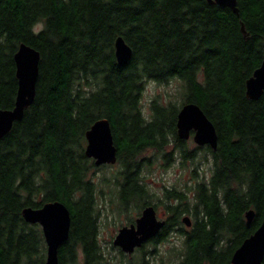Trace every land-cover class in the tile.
Here are the masks:
<instances>
[{
    "label": "trees",
    "instance_id": "1",
    "mask_svg": "<svg viewBox=\"0 0 264 264\" xmlns=\"http://www.w3.org/2000/svg\"><path fill=\"white\" fill-rule=\"evenodd\" d=\"M236 8L238 15L206 0H0V110L14 106L19 45L40 54L34 100L0 140V264H44L41 228L25 223L21 211L55 201L71 218L59 264H108L91 177L99 168L84 155L85 133L109 121L120 167L102 182L123 213L132 205L139 213L157 206L140 174L151 161L145 152L159 160L172 143L182 162H194L199 151L177 137L186 103L212 123L217 146L202 149L211 159L208 180L193 174L191 185L156 196L174 218L191 214L197 227L170 259L229 264L264 218V92L257 101L245 97L264 55V0H236ZM117 37L132 50L125 66L115 59ZM171 80L180 83V103L155 98L146 116L144 84Z\"/></svg>",
    "mask_w": 264,
    "mask_h": 264
},
{
    "label": "water",
    "instance_id": "2",
    "mask_svg": "<svg viewBox=\"0 0 264 264\" xmlns=\"http://www.w3.org/2000/svg\"><path fill=\"white\" fill-rule=\"evenodd\" d=\"M210 5L231 10L238 15L236 0H206ZM242 31L244 28L242 26ZM114 55L119 66L128 64L132 57L131 48L122 37L114 42ZM17 92L14 106L9 110H0V140L12 129L13 124L22 119L24 110L33 102L38 79L40 54L25 44H20L14 54ZM264 92V55L260 66L245 83V97L257 101ZM177 137L188 140L193 132V142L198 147L209 146L215 150L217 135L212 123L204 115L200 107L194 103L184 104L177 114ZM86 146L84 155L93 160L95 167L114 165L117 161L116 148L110 123L107 119L97 120L85 133ZM22 219L30 225H39L45 243L44 264H59L58 251L67 241L70 229V212L61 202H49L40 208L25 207L21 211ZM254 218V211L245 214L246 226L249 227ZM183 224L190 226L188 217L182 219ZM164 226L163 221L156 219L152 206L143 209L141 215L129 227L123 226L113 239V246L126 254H131L150 237L156 235ZM264 218L254 233L245 239L233 252L230 264H264Z\"/></svg>",
    "mask_w": 264,
    "mask_h": 264
},
{
    "label": "rangeland",
    "instance_id": "3",
    "mask_svg": "<svg viewBox=\"0 0 264 264\" xmlns=\"http://www.w3.org/2000/svg\"><path fill=\"white\" fill-rule=\"evenodd\" d=\"M177 80V79H176ZM176 80H171L166 84H156L154 82L147 81L144 84L143 92L141 95V104L143 113L149 116V103L155 98H158L162 102H174L180 103V83ZM196 144L193 141L188 140V148H193ZM152 151L145 152V155L149 163L144 162L141 164L140 174L143 178L146 186L149 187L151 193L161 197L163 187H172L179 185L183 188L184 185H191L193 173H196V178L201 180H208L211 173V162L205 160L202 151H196L197 160L194 162L187 161L185 165H177L170 163L165 165V162L161 159L155 160L152 157ZM146 158V159H147ZM101 167V166H100ZM96 169V172L92 174V180L97 184V191L102 194L98 197V204L100 206V213L98 219V241L101 242L102 246H106L111 242L112 237L115 235L117 230L127 223V218L137 217V210L134 205L126 209V213L118 210L115 203V194L112 193L113 189L106 185L104 179H107L115 175L119 171L120 165H108V168ZM98 195V194H97ZM154 203L157 204L156 209L158 215H162L166 210L165 206L156 200L154 197ZM184 218V217H183Z\"/></svg>",
    "mask_w": 264,
    "mask_h": 264
},
{
    "label": "flooded vegetation",
    "instance_id": "4",
    "mask_svg": "<svg viewBox=\"0 0 264 264\" xmlns=\"http://www.w3.org/2000/svg\"><path fill=\"white\" fill-rule=\"evenodd\" d=\"M191 133L192 134H190L188 140L193 141V132ZM188 140H185V142L188 143ZM208 147L209 146L198 147L195 145L193 146V148H189V149L190 152H194V150H196L197 148L199 151H202V149H207ZM166 154L167 157H163L161 159L165 162V165L166 163L167 165L172 163L182 166L185 165L187 162V161L182 162L181 157L178 153V148L175 147L172 143H169L168 146L166 147ZM196 159L197 156L195 155L194 160ZM206 160L211 162L209 156L206 158ZM99 195L100 194L98 192V196ZM153 196L156 197L155 194H153ZM115 203L117 205L118 210H121L119 206L120 200L116 198ZM129 206L130 205H128V207ZM146 207H148V205H145L140 209L139 213L137 214V217L134 218L133 222L127 221L126 225L123 226L129 227L131 224H133L134 221L141 215L143 209ZM154 210H155L156 219L158 221H163L164 226L159 230V232L156 235L150 237L145 242H143L140 247L134 248L131 254H126L122 252L120 248L113 246V239L116 236L117 232L112 237L111 242L106 246H102L101 242L98 241V244L103 250L104 255L106 254L105 253L106 251L110 252L108 264H180L181 259H177L178 256L175 259L174 256L172 259H170V257L172 256L171 254H173V252L174 254H177L176 250L184 249L186 242H188L191 239V235H193V232L197 229V227H195L193 224L194 222L193 216L191 214L188 215L186 214V215H181L180 217L175 216L174 218L172 213L168 210H165L163 214L159 216L156 206ZM183 217H188L190 219L191 222L190 226H186L185 224H183L182 222ZM179 223H181V225ZM229 264H230V260H229Z\"/></svg>",
    "mask_w": 264,
    "mask_h": 264
}]
</instances>
